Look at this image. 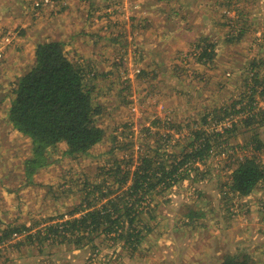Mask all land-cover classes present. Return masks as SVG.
<instances>
[{
    "label": "rangeland",
    "instance_id": "374dc122",
    "mask_svg": "<svg viewBox=\"0 0 264 264\" xmlns=\"http://www.w3.org/2000/svg\"><path fill=\"white\" fill-rule=\"evenodd\" d=\"M52 41L64 45L82 72L105 138L76 158L65 154V143L50 148L51 164L30 176L32 141L14 129L8 114L38 45ZM205 52H213L212 59ZM262 80L264 0H0V233L25 227L1 242L0 264H221L227 255L264 264V247L234 243L231 253H220L215 241L227 240L229 230L238 240L241 229L250 233L245 240H257L264 226L254 227L264 216L257 210L264 208V182L246 197L230 190L243 158L256 155L264 165V147L257 149L264 125L256 132L236 129L222 154L190 165L185 179L152 194L150 212L135 223L142 240L100 237L77 248L54 235L30 238L81 205L100 204L119 187L111 171L116 163L134 170L157 150L158 159L177 156L179 162L194 132L223 131L231 119L240 120L233 114L217 125L220 109L244 95L248 106L253 95L264 107ZM184 240H201L190 256L179 254Z\"/></svg>",
    "mask_w": 264,
    "mask_h": 264
},
{
    "label": "trees",
    "instance_id": "16d2710c",
    "mask_svg": "<svg viewBox=\"0 0 264 264\" xmlns=\"http://www.w3.org/2000/svg\"><path fill=\"white\" fill-rule=\"evenodd\" d=\"M205 55L212 59L213 52H205ZM253 80L255 84L259 81L258 73L253 74ZM14 94L8 119L14 129L32 141L33 158L26 162L28 175L32 176L38 169L50 165L48 151L61 143L68 147L65 154L76 158L89 154L103 142L105 131L98 125L101 110L95 105L82 72L68 58L61 42L38 45L36 63L18 80ZM260 95L264 96V88ZM245 96V100L240 98L230 108L219 110L223 116L217 115V125H223L221 122L233 114L240 116V120L231 119V128L194 132V142L183 148L185 152L179 162H176L177 156L172 162L169 159L162 161L161 157L158 159L157 150L156 156H142L134 170L130 164L125 170L120 162L116 163L111 171L113 177L120 178L119 187L109 190L100 204L88 202L85 207L81 205L70 217L48 224L30 238L48 240L54 235V239L61 240L59 243H73L77 248L93 244L100 237L115 241L142 240V230L135 223L141 222L143 213L150 212L148 198L152 194L166 192L185 179L190 165L206 162L217 153L222 154L229 147L231 134L236 129L244 126L255 131L264 125V107H259L260 102L253 95L249 97L253 99V106H248ZM256 121H259L258 126L254 127ZM257 143V149L264 147L260 139ZM232 177L230 190L236 197H246L264 182V165L256 155L245 157L237 163ZM23 229L3 230L0 243ZM221 264L250 263L247 256L227 255Z\"/></svg>",
    "mask_w": 264,
    "mask_h": 264
},
{
    "label": "crops",
    "instance_id": "0c3cea01",
    "mask_svg": "<svg viewBox=\"0 0 264 264\" xmlns=\"http://www.w3.org/2000/svg\"><path fill=\"white\" fill-rule=\"evenodd\" d=\"M248 199L250 201H252L251 197H248ZM251 209H254L252 204H251ZM257 210L260 211V212H262V211H264V208H262V207L259 206L257 208ZM258 222H260V224H258ZM261 223H264V216H262V218L259 217V216H257L254 227H257V228L260 227L261 226ZM238 233H239V234H237V239L238 240H233V237H232V234L230 233V230L227 231V237H228L227 240L226 239L225 240H222V238H219V239L215 240V241L218 242V245L220 247L219 248L220 253L223 252V251L226 252V253H231L230 250L232 249V246H233L234 243H235V245H240V244L246 245V244H248L249 246L255 247V248L259 249V250H261V248L264 247V226H262V228H261V233H258L257 240H256V238H255V240H245L246 238H249L250 233L249 234L248 233L245 234L242 229L239 230ZM221 237H224V235L221 236ZM229 238H231V240H229ZM239 238H241L242 240H239ZM200 241L201 240H184V243L180 247V250H181V253L179 252L180 256L181 255L182 256H185V255H189L190 256L191 254L195 253L196 245ZM205 241L206 240H203V243H201V244H205L204 243ZM211 242H212V240H211ZM207 244L209 245V240H207ZM173 245H175V244H173ZM173 251L175 252V250H173ZM217 255H218V253H217Z\"/></svg>",
    "mask_w": 264,
    "mask_h": 264
},
{
    "label": "built area",
    "instance_id": "2783aa9c",
    "mask_svg": "<svg viewBox=\"0 0 264 264\" xmlns=\"http://www.w3.org/2000/svg\"><path fill=\"white\" fill-rule=\"evenodd\" d=\"M37 5L39 6V3H37ZM16 236H17V234H16ZM1 244V243H0ZM3 245H5V244H3Z\"/></svg>",
    "mask_w": 264,
    "mask_h": 264
}]
</instances>
